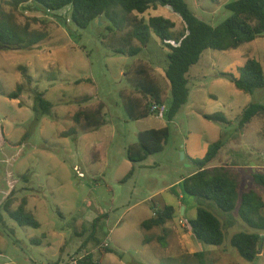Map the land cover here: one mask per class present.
<instances>
[{
    "label": "rangeland",
    "instance_id": "rangeland-1",
    "mask_svg": "<svg viewBox=\"0 0 264 264\" xmlns=\"http://www.w3.org/2000/svg\"><path fill=\"white\" fill-rule=\"evenodd\" d=\"M230 1L186 0L199 18L213 26L230 16L225 7ZM0 9L12 13L11 19L26 31L27 38L42 35L36 42L0 48V204L13 192L10 208L15 209L25 197L27 211L40 224L20 225L4 212L0 264H55L68 255L87 252L97 261L100 245L116 251L106 253L98 264H264V237L252 261L231 245L232 234L254 231L240 217L229 229L228 217H236V210L223 212L212 201L187 194L182 186L183 178L196 169L189 156L203 154L218 139L225 144L211 166L223 162L240 166L248 187L254 186L251 174L259 172L250 168L257 160L264 172V113L237 129L248 104H264V87L246 93L219 74L248 57L256 58L264 70V34L236 49H206L187 74L188 101L171 121L156 115L131 120L122 97L123 92L133 90L126 77L130 69L146 64L167 90L164 72L169 49L153 31L138 54H122L103 40L112 25L106 18L98 17L82 29L70 18L71 6L54 12L34 0L17 7L11 0H0ZM138 15L167 17L176 24L175 36L183 32L180 15L167 6ZM18 85L21 95L9 98L7 94ZM36 90L54 106L50 115L35 124ZM98 100L105 104L104 123L82 130L72 119L79 101L89 106ZM170 100L167 96L166 105ZM214 112L224 113L230 123L204 117ZM164 126L170 128L164 149L132 163L126 148L137 141L138 132ZM94 147L99 150L96 162L92 161ZM257 190L264 199V188ZM199 204L224 223L221 245L200 242L180 223V219L188 223L194 218ZM165 205L175 209L173 219L166 223L167 232L160 227L144 229L142 221L153 215L154 208ZM100 214L105 217L95 236L101 242L96 243L88 237L93 219ZM160 236L165 237V244Z\"/></svg>",
    "mask_w": 264,
    "mask_h": 264
},
{
    "label": "trees",
    "instance_id": "trees-1",
    "mask_svg": "<svg viewBox=\"0 0 264 264\" xmlns=\"http://www.w3.org/2000/svg\"><path fill=\"white\" fill-rule=\"evenodd\" d=\"M27 1L29 0H11L15 7ZM34 1L40 7L54 12L71 6L70 18L82 29L98 17L106 18L112 25L107 27V33L102 37L116 53L138 54L143 46L149 43L152 36L151 31L169 49L168 64L164 72V77L168 82L167 90L161 86L146 64L139 63L127 72V81L133 90L123 92L122 97L125 111L131 120L155 115L151 110L152 106L166 104V97L170 96L171 100L164 116L171 121L188 101L190 89L187 74L190 67L199 61L206 49L219 51L236 49L241 44L253 41L264 34V0H233L226 3L225 7L231 11V14L216 26L199 18L186 0ZM211 1L218 2L219 0ZM159 5L167 6L180 15L184 23V29L180 35H174L173 29L176 24L167 17L158 15L146 19L138 15L150 8L156 9ZM11 15L12 13L0 9V48H10L26 40L36 42L42 39L40 34L27 38L26 31L18 28L11 19ZM220 75L228 78L237 88L246 93L253 94L257 89L264 87L263 66L254 57L237 61L233 66L220 72ZM21 93L22 87L18 85L16 90L11 91L7 96L18 98ZM80 103L81 101L72 119L82 130L95 128L104 123L105 104L103 101L98 100L89 106H82ZM53 106L52 101L48 100L42 91L36 90L32 106L35 112L34 123L39 122L43 116L50 115ZM262 113H264V104L251 102L241 113L237 129L242 130L254 117ZM204 117L225 124L230 123L222 112L204 114ZM76 132L74 130L67 134ZM169 137L170 128L168 126L139 131L137 141L126 148L128 159L136 163L145 160L151 154L162 151ZM224 144L223 139H218L209 144L203 154L189 156L190 162L195 165L196 169L183 178L182 186L187 194L212 201L223 212L231 213L236 210L239 217L254 229L251 232L238 231L230 237L231 245L238 250L240 255L252 261L258 254L264 237V199L257 190L258 187L264 188V173L253 172L251 178L254 186L248 187L245 186L244 172L241 167L230 163L211 166L210 163L218 156ZM98 160L99 150L94 147L92 161ZM131 174L132 169L127 177ZM12 194L13 192L0 204V226L5 223L3 213L7 212L20 225L39 227L40 224L33 213L26 209L25 197L15 209L10 208ZM174 212L172 205H165L163 208L156 207L153 215L144 219L141 225L147 230L160 227L166 233V223L173 219ZM104 217V214H100L91 223V233L88 238L95 240L96 243L101 242L95 236L101 228ZM188 224L194 237L202 243L221 245L225 240L223 222L202 204L197 206L196 216L191 218ZM159 240L165 244L164 236H160ZM113 251L116 250L109 245H100L97 261H93V254L87 252L82 264H98L106 253Z\"/></svg>",
    "mask_w": 264,
    "mask_h": 264
},
{
    "label": "built area",
    "instance_id": "built-area-1",
    "mask_svg": "<svg viewBox=\"0 0 264 264\" xmlns=\"http://www.w3.org/2000/svg\"><path fill=\"white\" fill-rule=\"evenodd\" d=\"M151 110L153 113H155L157 117H162L165 115V112L167 111V105L166 104H163V105L154 104ZM180 223L183 226L190 228L189 224L185 223L184 220H180ZM85 255L86 253L71 254L65 257L64 259L58 261L56 264H82V260L85 257Z\"/></svg>",
    "mask_w": 264,
    "mask_h": 264
},
{
    "label": "crops",
    "instance_id": "crops-1",
    "mask_svg": "<svg viewBox=\"0 0 264 264\" xmlns=\"http://www.w3.org/2000/svg\"><path fill=\"white\" fill-rule=\"evenodd\" d=\"M220 74V73H219ZM220 78H224V76H221L220 75ZM206 151V150H205ZM223 163H226V162H223ZM259 163H261V160H257L254 164H253V166L252 167H250V168H255V169H257V170H259V172H260V168L258 167V165H259ZM219 165V164H218ZM237 167H240V166H238L237 165ZM258 172V171H257ZM264 173V172H263ZM187 210V207L185 206V207H183L182 208V213H185V211ZM180 220H182V219H180ZM240 218H239V215H238V212H237V215H236V217L234 216V215H231L230 217H228V223H229V229H231V227L232 226H235V225H237V222H240ZM185 223H187L186 221H184ZM226 222H227V220H226ZM224 224V223H223ZM189 234H190V236H193V233H192V231L190 230L189 231ZM233 235V234H232Z\"/></svg>",
    "mask_w": 264,
    "mask_h": 264
},
{
    "label": "water",
    "instance_id": "water-1",
    "mask_svg": "<svg viewBox=\"0 0 264 264\" xmlns=\"http://www.w3.org/2000/svg\"><path fill=\"white\" fill-rule=\"evenodd\" d=\"M99 20H101V17H99ZM181 156H182V158H184L185 157V153L181 152ZM261 246H262V244H261ZM258 252H260V250ZM123 261L126 262V263L129 262V260H127L126 258H123Z\"/></svg>",
    "mask_w": 264,
    "mask_h": 264
}]
</instances>
